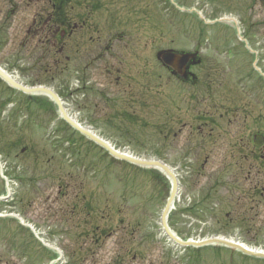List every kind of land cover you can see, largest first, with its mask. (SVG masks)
Returning <instances> with one entry per match:
<instances>
[{"label":"rangeland","instance_id":"374dc122","mask_svg":"<svg viewBox=\"0 0 264 264\" xmlns=\"http://www.w3.org/2000/svg\"><path fill=\"white\" fill-rule=\"evenodd\" d=\"M170 1L73 0L69 37L58 43L44 23L52 11L47 0H0V67L23 84H49L96 132L135 156L150 159L157 145L182 179L173 216L183 238L216 234L264 249V147L252 151L254 135L264 134V92L259 84L248 88L262 76L253 71L247 46L264 70V0H175L185 5L184 14ZM224 14L243 22L245 42L226 24H204ZM220 43H228L235 57L228 58L224 47L217 54ZM168 49L201 51L205 64L193 69L199 83H167L157 54ZM244 74L252 79L245 87L239 81ZM158 82L174 92L178 108L169 117L159 115L152 101ZM5 85L0 83V104L13 96ZM36 104L47 110L36 105L28 121L19 115L18 125L7 121L8 112L0 114V154L19 180L12 188L13 211L49 234L47 240L64 251L63 264H187V252L159 226L164 202L157 193L164 184L93 146L78 156L65 151L54 106ZM165 122L173 133L163 141L157 135ZM105 165L111 166L108 179ZM88 202L93 217L85 215ZM108 209L117 231L111 238L103 234ZM88 219H94V235L83 227ZM32 237L16 221L0 222V264H47L45 249ZM202 255L221 260L215 252ZM234 260L257 264L240 255Z\"/></svg>","mask_w":264,"mask_h":264},{"label":"water","instance_id":"95a60500","mask_svg":"<svg viewBox=\"0 0 264 264\" xmlns=\"http://www.w3.org/2000/svg\"><path fill=\"white\" fill-rule=\"evenodd\" d=\"M0 75L6 80V81H8L10 84H12V85H14V86H16V87H18V88H20V89H22L23 91H25V92H27V93H39V92H48L50 95H52V97L56 100V102H58V99L56 98V96L54 95V94H52L50 91H47V90H45V89H26V88H23V87H21V86H19V85H17L16 83H14L12 80H10L8 77H6L1 71H0ZM59 103V102H58ZM101 143V142H100ZM108 150L113 154V155H115V156H117V157H119V158H121V159H124V160H127V161H129V162H132V163H135V164H137V165H141V166H147V167H151V166H157V165H159L158 163H156V162H146V161H141V160H135V159H132V158H130V157H128V156H126V155H120V154H118V153H115L114 151H112V150H110L109 148H108ZM172 178H173V181H174V190H173V193H172V195H171V199H170V201L168 202V205H167V207H166V209H165V212H164V218L166 217V215H167V213H168V211H169V208H170V206H171V203H172V201H173V197H174V195H175V193H176V190H177V182H176V179H175V177L170 173V171L166 168V167H164V166H161ZM163 218V220H165ZM217 242H220V240L219 241H217ZM207 243V242H206ZM222 243H224L225 245H227V246H231V247H238L239 249H241L243 252H245V253H247V254H250L249 252H247L246 250H244L243 248H241V247H239V246H237V245H235V244H233V243H230V242H222Z\"/></svg>","mask_w":264,"mask_h":264}]
</instances>
